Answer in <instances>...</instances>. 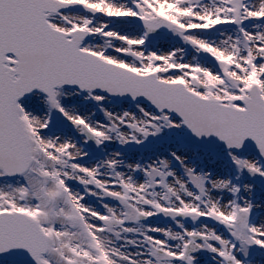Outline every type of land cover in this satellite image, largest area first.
<instances>
[{
	"label": "snow or ice",
	"instance_id": "6c2138e0",
	"mask_svg": "<svg viewBox=\"0 0 264 264\" xmlns=\"http://www.w3.org/2000/svg\"><path fill=\"white\" fill-rule=\"evenodd\" d=\"M262 160L264 0H0V264H264Z\"/></svg>",
	"mask_w": 264,
	"mask_h": 264
},
{
	"label": "rangeland",
	"instance_id": "374dc122",
	"mask_svg": "<svg viewBox=\"0 0 264 264\" xmlns=\"http://www.w3.org/2000/svg\"><path fill=\"white\" fill-rule=\"evenodd\" d=\"M114 104L126 105L127 101H114ZM94 107V105H93ZM62 118L57 114L53 118V129L60 127ZM183 130H173L166 132L158 139H150L143 147L132 146L126 149H120L124 152L125 156L132 159L143 157L144 160L149 158H155L157 155L167 156L169 151H177L183 155H186L191 164L197 166L198 169L212 170L217 174L228 178L231 177L234 182H237L235 178L239 175V172L233 165L230 157L227 155L226 149H219L217 151H210L201 149L191 143L184 142L181 139ZM240 156L246 158H259L256 155L241 152ZM263 162V160H262ZM240 183H248L255 185L256 195L264 199V178H251L246 172L241 177ZM254 257L260 259L261 253H254ZM4 264H16L13 261L4 258Z\"/></svg>",
	"mask_w": 264,
	"mask_h": 264
},
{
	"label": "water",
	"instance_id": "95a60500",
	"mask_svg": "<svg viewBox=\"0 0 264 264\" xmlns=\"http://www.w3.org/2000/svg\"><path fill=\"white\" fill-rule=\"evenodd\" d=\"M182 135L181 136L184 140L197 145L201 149H207L210 151H217L219 149H226L225 146L222 143H220L219 141H217L215 138H212L211 140H204V141L197 140L195 137H193L191 135L190 132H188L187 129H184L182 131ZM241 152L253 154V155H256L259 157V153L256 150L255 145L251 141H248L246 143L245 147L243 148V150ZM263 162H264V160H263ZM6 258L11 259L12 261L16 262V256L15 255L12 257H6Z\"/></svg>",
	"mask_w": 264,
	"mask_h": 264
},
{
	"label": "bare ground",
	"instance_id": "6f19581e",
	"mask_svg": "<svg viewBox=\"0 0 264 264\" xmlns=\"http://www.w3.org/2000/svg\"><path fill=\"white\" fill-rule=\"evenodd\" d=\"M119 106H121V105H119Z\"/></svg>",
	"mask_w": 264,
	"mask_h": 264
}]
</instances>
